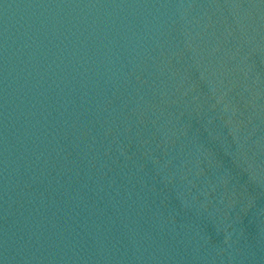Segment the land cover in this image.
Instances as JSON below:
<instances>
[{"label": "water", "instance_id": "95a60500", "mask_svg": "<svg viewBox=\"0 0 264 264\" xmlns=\"http://www.w3.org/2000/svg\"><path fill=\"white\" fill-rule=\"evenodd\" d=\"M0 264H264V0H0Z\"/></svg>", "mask_w": 264, "mask_h": 264}]
</instances>
